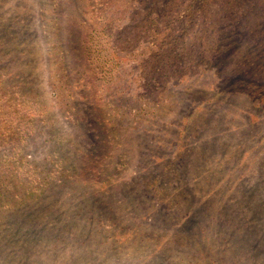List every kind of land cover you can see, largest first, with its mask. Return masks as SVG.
Masks as SVG:
<instances>
[{
  "label": "rangeland",
  "instance_id": "374dc122",
  "mask_svg": "<svg viewBox=\"0 0 264 264\" xmlns=\"http://www.w3.org/2000/svg\"><path fill=\"white\" fill-rule=\"evenodd\" d=\"M0 264H264V0H0Z\"/></svg>",
  "mask_w": 264,
  "mask_h": 264
}]
</instances>
